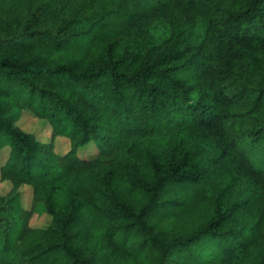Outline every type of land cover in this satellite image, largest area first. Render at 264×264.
<instances>
[{"label": "trees", "instance_id": "1", "mask_svg": "<svg viewBox=\"0 0 264 264\" xmlns=\"http://www.w3.org/2000/svg\"><path fill=\"white\" fill-rule=\"evenodd\" d=\"M3 148L0 264H264V0H0Z\"/></svg>", "mask_w": 264, "mask_h": 264}, {"label": "rangeland", "instance_id": "2", "mask_svg": "<svg viewBox=\"0 0 264 264\" xmlns=\"http://www.w3.org/2000/svg\"><path fill=\"white\" fill-rule=\"evenodd\" d=\"M17 124L24 130L34 133L40 140L47 141L51 139V127L47 120L38 118L34 116L29 111H24L17 121ZM55 149L58 152H64L68 150V140L61 136L54 137ZM7 153V148L0 150V164L4 157V154ZM96 153L95 146L93 143L88 144L87 146L79 149V154L82 156H91ZM10 188V183L8 181L0 180V193L6 194ZM20 197L22 205L25 208H29L32 204V189L31 187L24 185L20 187ZM50 221V216L46 213L40 212L38 208L33 213L30 223L33 226L44 227Z\"/></svg>", "mask_w": 264, "mask_h": 264}]
</instances>
